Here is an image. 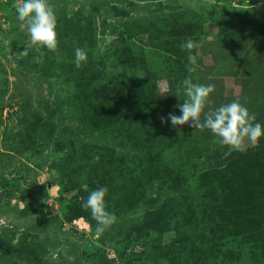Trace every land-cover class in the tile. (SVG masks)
I'll use <instances>...</instances> for the list:
<instances>
[{
  "label": "rangeland",
  "instance_id": "rangeland-1",
  "mask_svg": "<svg viewBox=\"0 0 264 264\" xmlns=\"http://www.w3.org/2000/svg\"><path fill=\"white\" fill-rule=\"evenodd\" d=\"M49 3L57 17L56 50L59 52L56 60L45 61L43 65V46L30 47L26 56L17 55L25 50L29 35L19 27L14 0H0V232L3 240L11 235L13 238L25 236L28 244L43 248L45 264H177L174 258L180 252L187 253V260L197 257L194 264H199L196 245H190L193 241L183 246L175 241L173 231L146 233L144 227L155 205L152 195L147 191L135 199L129 193L123 194L119 179L108 177L106 172L111 164L109 160H118L119 168L122 163L129 168L132 186L140 184L146 177L135 173L131 163L136 150L124 145V140L109 137L100 130H89L86 126L89 113L82 115L78 103H72L71 95L82 89L85 94L82 100L112 105L114 100L120 103L151 94L153 103L155 96L171 89L173 78L179 72L172 61L188 64V52L180 47L188 39L195 44L192 54L197 56L198 72L186 75H193L197 80L201 68L212 64L203 45L215 39L217 27L213 21L221 19L223 25L227 24L223 16L229 13L232 0L220 3L214 0H49ZM241 10L235 8L234 12ZM81 24H88L93 40H88L91 53L87 54L86 62L77 68L74 32ZM140 81L150 87L140 89ZM244 82L242 76L222 77L224 96H236ZM105 106L104 112L110 114L107 119H114L116 111L112 106ZM84 118L85 126L80 123ZM221 149L228 151L224 146ZM66 151L71 155L86 153L84 158L93 159L102 177L80 175L74 157L71 163L74 162L76 170L71 169L69 161L62 159ZM115 175H120L119 170ZM151 178L153 184L163 187L170 181V168L160 164ZM100 187L107 188L106 210L117 217L103 233L96 232L97 222L90 210L82 207L90 192ZM189 218L195 231L212 227L205 244L222 242L210 221L198 213ZM226 248L214 246L209 253L210 262L255 264L247 259V248L242 251ZM65 253L75 259L68 260ZM187 260L183 264H191ZM0 264L34 263L0 246Z\"/></svg>",
  "mask_w": 264,
  "mask_h": 264
},
{
  "label": "trees",
  "instance_id": "trees-1",
  "mask_svg": "<svg viewBox=\"0 0 264 264\" xmlns=\"http://www.w3.org/2000/svg\"><path fill=\"white\" fill-rule=\"evenodd\" d=\"M214 1L220 3L223 0ZM230 5L229 13L223 16L227 24L223 25L221 19L214 20L217 27L215 39L203 45L204 53L210 57L212 64L201 68L197 80L191 76L194 83L215 85L205 104V113L239 100L250 113L256 115L255 122L264 126V0H232ZM235 8L242 10L235 14ZM75 32L76 48H84L90 54L88 40H93V37L88 31V24L79 25ZM57 52L59 50L51 51L45 47L43 65L45 61L56 60ZM172 63L179 68L172 87L167 93L155 96L153 103L151 94L120 103L114 100L112 105L109 102L97 104L82 100L85 95L82 89L72 94V103H78L81 114L86 116L89 113L86 116L90 118L88 124H85L86 117L80 123L89 130H100L109 137L124 140V145L136 150L131 163L135 173L146 177L140 184L132 186L129 168L123 163L119 168L121 164L118 160H109L111 164L106 167V172L108 177L119 179L123 194L129 193L135 199L144 196L147 191L152 195L155 205L150 210V221L144 227L146 233L173 231L175 241L183 246L193 241L190 245H196V256L201 259L199 264H212L209 253L216 245L226 246V250L235 247L242 251L247 248L249 261L264 264V136L245 152L233 151L225 156L227 151L221 149L217 138L209 130L193 129L189 124L173 127L168 116L170 113L181 115L176 105L184 103V100L175 94L187 77L188 64ZM225 76L245 78L236 96H224L221 78ZM142 86L150 87L147 82H141L139 88ZM105 105L112 106L116 111L114 119H107L110 114L104 112ZM161 117L167 122H162ZM84 156L86 153L71 155L66 151L62 159L69 161L71 169L77 161L80 175L101 178V170L93 164V159ZM73 157L75 160L71 163ZM160 164L170 168V181L163 187L153 184L151 178ZM73 168L76 170V167ZM117 170L120 172L118 176L115 175ZM195 213L213 224L222 242L205 244L212 227L193 230L194 223L188 220ZM0 246L29 258L34 264H45L43 248L28 244L25 236L13 238L11 235L3 240V232H0ZM186 255L177 253L174 258L177 264H183L187 260ZM197 259L191 257L187 263L194 264Z\"/></svg>",
  "mask_w": 264,
  "mask_h": 264
},
{
  "label": "clouds",
  "instance_id": "clouds-1",
  "mask_svg": "<svg viewBox=\"0 0 264 264\" xmlns=\"http://www.w3.org/2000/svg\"><path fill=\"white\" fill-rule=\"evenodd\" d=\"M13 7L19 27L26 30L29 42L25 50L18 52V56H26L28 49L32 46H43L48 50L55 51L57 48V17L54 7L49 0H14ZM182 51H187L188 73H194L197 69V56L192 54L195 47L194 42L188 39L180 45ZM74 63L79 68L87 60V51L77 47L74 51ZM182 88H177L176 96L182 98L184 103L177 104L181 115L169 114L168 120L173 127L189 124L193 129L209 130L217 142L228 149L225 156L233 151L245 152L249 146H254L264 136V126L256 121V115L250 113L239 100L229 104L221 105L214 111L204 112L205 104L211 93L215 90L213 84L194 83L192 76H187L182 82ZM204 119L201 120V115ZM162 122H167L161 117ZM95 159H99L96 157ZM106 187H100L91 191L88 198L82 204L86 210H90L92 218L96 223V232L103 233L117 220L114 213H110L105 207ZM99 246V245H97ZM57 252L60 249L56 250ZM55 255V253H53ZM72 261L75 257L68 256Z\"/></svg>",
  "mask_w": 264,
  "mask_h": 264
}]
</instances>
